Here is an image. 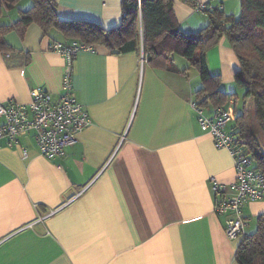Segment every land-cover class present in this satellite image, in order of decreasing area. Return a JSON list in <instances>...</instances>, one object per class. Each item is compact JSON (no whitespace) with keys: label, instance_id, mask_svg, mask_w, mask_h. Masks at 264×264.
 Here are the masks:
<instances>
[{"label":"crops","instance_id":"1","mask_svg":"<svg viewBox=\"0 0 264 264\" xmlns=\"http://www.w3.org/2000/svg\"><path fill=\"white\" fill-rule=\"evenodd\" d=\"M55 1L63 18L105 29L122 21L123 0ZM193 1L223 5L228 15L241 9L240 0H175L179 27L189 34L210 21ZM31 5L5 7L1 24H13ZM5 41L11 50L0 51V102L28 105L36 86L57 97L66 62L50 44L66 40L32 23L23 38L11 31ZM144 55L142 46L114 53L102 45L76 55L74 90L91 123L64 156L42 155L32 131L12 145L1 139L0 264H239L241 241L225 233L233 213L216 211L211 182L232 188L234 159L190 105L202 87L198 69L176 53L166 67ZM207 62L221 90L236 95L223 106L233 132L243 90L234 88L240 63L226 37L208 50ZM262 213L264 200L244 204L247 234Z\"/></svg>","mask_w":264,"mask_h":264},{"label":"trees","instance_id":"2","mask_svg":"<svg viewBox=\"0 0 264 264\" xmlns=\"http://www.w3.org/2000/svg\"><path fill=\"white\" fill-rule=\"evenodd\" d=\"M17 1L0 0V18L3 9ZM32 1L13 24L0 22V51L11 50L5 41L9 32L16 31L23 38L28 26L36 23L44 33L60 34L64 43L75 39L85 46L102 45L114 53L142 46L144 56L156 67H166L176 53L198 69L202 87L195 92L193 101L204 109L216 108V112H228L223 106L236 96L221 90V76L213 74L207 62L208 50L226 37L240 63L235 82L243 90L242 107L231 131L264 173V0H240L239 16L213 7L207 11L208 25L195 34L180 29L175 0H123L122 21L112 29L93 21L60 17L55 0ZM236 260L239 264H264V213L257 217L255 231L238 245Z\"/></svg>","mask_w":264,"mask_h":264},{"label":"built area","instance_id":"3","mask_svg":"<svg viewBox=\"0 0 264 264\" xmlns=\"http://www.w3.org/2000/svg\"><path fill=\"white\" fill-rule=\"evenodd\" d=\"M219 8L222 9L223 5ZM195 9L208 11L213 7L210 3L197 2ZM50 49L60 53L66 62L61 93L56 97L52 92L36 86L30 90L31 102L28 105L15 99L0 102V141L6 138L12 145L21 134L32 131L40 153L53 158L64 156L66 147L76 143L79 134L91 123L88 111L75 94L74 62L80 51L90 50L92 46L56 41L51 42ZM190 105L197 112L201 128L212 135L215 145L228 148L233 156L236 180L232 188L216 177H212L211 182L216 211L233 213L226 220L227 237L241 241L247 236L245 229L248 224L243 216V206L249 201L264 200V173L246 147L238 142L234 132L228 131L232 118L228 112L218 110L207 116L205 109L196 101L192 100Z\"/></svg>","mask_w":264,"mask_h":264},{"label":"rangeland","instance_id":"4","mask_svg":"<svg viewBox=\"0 0 264 264\" xmlns=\"http://www.w3.org/2000/svg\"><path fill=\"white\" fill-rule=\"evenodd\" d=\"M7 1H8V0H7ZM25 1H27V3H29L30 5L33 3L32 0H24V2H25ZM9 5H11V4H9ZM240 10H241V9H240ZM239 14H240V12H239ZM239 14H238V16H239ZM235 87H237V89H239L238 86H237V84H234V88H235ZM241 99H242V97H241ZM241 99H239V101H238V107H237L238 110H241V107H242V105H241V104H242ZM233 107H234V104H229V105H228V108H231V111L234 113Z\"/></svg>","mask_w":264,"mask_h":264}]
</instances>
